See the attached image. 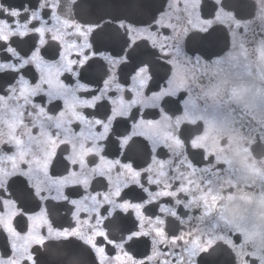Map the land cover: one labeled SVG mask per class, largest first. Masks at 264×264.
<instances>
[{"label": "snow or ice", "instance_id": "snow-or-ice-1", "mask_svg": "<svg viewBox=\"0 0 264 264\" xmlns=\"http://www.w3.org/2000/svg\"><path fill=\"white\" fill-rule=\"evenodd\" d=\"M178 2L174 0L170 3L169 9H175ZM210 3L211 10H208L209 0H183L180 11L184 17L176 16V20L180 22L183 19V23L164 24L165 18L171 21L169 14L164 12L159 18L153 15L151 23L144 21L146 26L140 27V22L132 21L131 17L105 20L101 16L96 21L81 23L74 18L73 12L80 7L78 0H65L64 3L61 0H40L38 9H24L22 24L21 12L0 2V41L7 42L11 37L26 36L29 32L39 34L40 45L46 43V32L52 34L53 42L60 41L61 44L65 43V37L74 38L70 45L65 46V52L61 53L57 47L53 55L60 57L58 61H45L39 55V48L26 59L20 57L14 48L0 46V51L18 57V63H0V70H14L13 79H16L15 85L0 89L4 92L0 95V207L9 209L7 213L0 214V223L8 234L5 248L11 252V258H5L0 253V264H37V258L30 251L32 245H37L38 251L46 241L68 238H78L90 245L98 256L99 264H212L210 257L218 244L227 246L234 253V264H264V156L257 158L255 155L256 146H264V0H256V11L251 18H238L228 0H210ZM45 9H51L50 19L55 22L51 26L41 15ZM61 9L66 17L64 19L58 14ZM32 21L39 22L41 26L32 25L29 28ZM106 25L117 28L119 50L116 55L103 50L107 47L102 35ZM153 25L156 26L155 31ZM161 29H171V35L164 36ZM80 38L83 42L76 43ZM221 40L224 47L219 52L211 51L219 47ZM147 42L157 50L158 59L169 68L165 87L159 92L144 97V91L152 80L150 65L144 61L134 67L135 75L130 74V92L134 93V98L129 102L124 101L125 89L117 83L114 72L106 71L108 79L103 81L99 95L79 83L81 73L74 70V65L82 68L87 64L90 68L92 65L88 62L98 57L112 68L126 66L129 57ZM249 43L251 48L247 47ZM68 48L75 50L80 58L68 59ZM201 52L204 55L198 54ZM33 63L40 72L39 82L34 86L21 74L26 65ZM64 73L77 77L74 87L59 79ZM113 85L121 93L119 99L107 96ZM79 91L91 95L92 99H80L76 95ZM181 92L187 94L186 99L178 101L182 103V115L164 113L162 105ZM42 93L46 94L49 104L55 99L64 100V110L59 111L58 116L48 115L45 107L33 103L32 98ZM106 99H111L115 107L110 116L105 113L104 119H89L77 111L78 107L96 108L98 102ZM137 103L160 109L161 120H144L141 117L133 125V132L122 139L117 138L115 143L119 150L129 147L134 136H146L153 145V152L163 145L171 154L167 162L153 158V163L157 165L155 169L151 165L143 169L148 174L149 185H162L155 193L149 192L140 183L142 173L132 163L107 161L100 155L104 147L98 142L108 140L113 121L118 116H128ZM28 107L32 109L28 112L31 128L24 123ZM58 108L59 105H55L52 111ZM74 122L86 125L90 130L100 126L102 131H89L86 135L81 129L77 133L71 127ZM18 128L21 129L19 135ZM33 128H38L35 135ZM20 136H25L26 140L20 139ZM89 140L93 141L92 147L85 146ZM57 149H60L59 160L56 159ZM9 152L12 154L9 155ZM64 152H69V155L65 157ZM190 152L193 153L192 159H189ZM197 154L199 160L194 163ZM89 155L93 157V163L99 156L101 163L89 168L85 161V156ZM177 159L179 163L175 164V174L169 175L164 169L166 166L171 168ZM5 161L11 162L10 170ZM21 164L26 168H21ZM60 164H63L67 175H51L50 169L55 171ZM69 164L78 165L80 170L69 171ZM117 165L121 168L117 176L126 177L123 186L127 187L129 183L138 185L148 193L146 201L132 203L125 200L117 204L114 198L121 196L120 184L115 185L114 191L97 192L81 200H69V196L62 194L67 185H83L87 189L91 178L96 175L100 178L107 176L111 189V173ZM181 166H185L186 171H181ZM16 176L28 178L24 182V194L39 198V201L51 198L76 206L72 213L76 227L54 230L46 209L34 215L15 210V201L4 197L11 186L8 181L12 180L15 184L13 177ZM53 190L57 193L54 197L51 196ZM42 192L48 194L41 195ZM181 195L185 199H180ZM159 197L174 200V207L161 206V213L174 217L178 225L195 219L198 226L187 233L181 231L179 235H169L165 219L157 216L153 220L142 211ZM87 200L91 201V206L84 205ZM105 204L111 206V209L104 208L106 216L100 211ZM181 207L188 212L201 209V215L195 218L188 215L185 220L174 210ZM117 208L123 212L133 210L140 222L139 230L127 229L130 234L126 237L121 235L109 239L103 223L108 220L110 225H115L120 221L119 217L109 219ZM82 211L89 213L83 221L80 219ZM17 216L24 221L23 235L12 223ZM206 221V227H199ZM45 225L47 233L42 234L41 229ZM234 236L240 239L239 244ZM98 237L101 238L99 242ZM141 237L152 238L153 253L146 259H136L125 251L128 241ZM160 244L169 245L171 250L167 254L158 251L157 245ZM108 246L116 252L115 256L108 255ZM177 248L180 252H176ZM166 255L175 257V260L163 258Z\"/></svg>", "mask_w": 264, "mask_h": 264}, {"label": "flooded vegetation", "instance_id": "flooded-vegetation-1", "mask_svg": "<svg viewBox=\"0 0 264 264\" xmlns=\"http://www.w3.org/2000/svg\"><path fill=\"white\" fill-rule=\"evenodd\" d=\"M118 1L124 0H85L84 5L87 8V13L89 12V17L86 19H81L78 15V8L73 9L74 18L81 23L85 21H96L99 17L103 16L105 20H112L114 17H131L132 21H139L140 27H145L146 25L143 23L144 21H148L151 23V17L155 15L157 18L160 17L161 13L167 12L171 17V21L168 18H165L164 24L169 22L171 23H183V19L178 22L176 20V16L184 17V13L180 11L183 9V0H179L177 7L173 10L169 9V4L173 3L174 0H165L163 7L158 11L156 15L155 10V0L152 4H143L144 7H141V4L138 5H125L124 7L120 8L117 4ZM0 2L4 3L6 6H10L14 9H17L21 12L20 22L24 23V9L29 8L36 10L38 9L40 0H0ZM62 3L65 0H61ZM80 3L81 0H78ZM229 5L233 10H235L238 18H251L256 11L255 3L256 0H228ZM97 7V8H96ZM211 10V3L209 0V9ZM47 13V14H46ZM61 19L66 18L64 15L63 9L59 10L58 13ZM203 14V10L201 12ZM44 20L48 21V26H51L54 21L50 19L51 9H45L44 12L41 13ZM131 22V21H130ZM35 25L36 27H40V23L36 21H32V24L29 25V28ZM156 26L153 25V31H155ZM71 31V29H69ZM161 32L164 36L171 35V29H161ZM51 33L46 32L44 39L46 43L44 45L39 44V34L29 32L26 36L21 37H11L9 41H0V46L7 45L16 50L20 57L30 58L32 53L36 51V48L40 49L39 55L43 57L45 61H58L60 57L58 55H53L57 47L59 46V50L61 53L66 51V45H70L73 41V37H65V43L61 44L60 41L53 42L51 40ZM102 35L105 37L107 47L103 49L104 51L111 53L112 55H116V52L119 50V41H118V31L115 25L113 26H105L104 32ZM223 30L221 31V36H223ZM257 39H259V29L257 28ZM82 38L77 39L76 43H82ZM95 47V45H94ZM224 47V42L221 40V43L218 48L212 49L211 51L219 52L220 48ZM247 47L251 48L252 44H247ZM87 53V50H85ZM199 55H204L203 52L198 53ZM191 55V53H189ZM67 58L68 59H79L78 53L71 48L67 49ZM207 59V56H205ZM255 59V57H253ZM141 61L147 62L150 65V71L152 75V80L149 83L148 89L144 91V97L151 96L153 92H159L161 88L165 87V81L169 76V68L165 65L161 60L158 59L157 50L151 47V43L147 42L143 45L140 49H138L131 57H129V62L127 65L117 66L116 68H112L111 66L107 65L106 61L100 60L98 57L93 58L90 60L88 64L92 66L88 68L86 64L82 68H77V66H73L74 70H78L81 75L79 78V83L88 86L90 89L93 90V94L99 95V90L103 89V81L108 79V75H106V71L111 73L114 72L117 76V83L121 84L125 91L123 92V99L125 102H129L134 98V93L130 92V88L132 87V80L131 75H135L133 71L134 67L138 65ZM18 63V57H13L11 53L5 54L3 51H0V63ZM85 68L88 70L85 71ZM14 70L5 69L0 70V89H6L9 85H15L16 79H13ZM21 74L24 75L25 79L31 84L35 85L39 82L40 72L36 68L35 63L31 65H26L25 69L21 70ZM131 74V75H130ZM199 75V73H197ZM127 78V80L125 79ZM18 79V77H17ZM61 81L64 82L66 85L75 86L77 83V77L73 76L71 73H64L59 77ZM0 95H4L3 91H0ZM80 99H87L91 100L92 96L86 94L83 91H79L76 93ZM121 93H119L115 85L111 86L110 91H108L107 96L111 99H119ZM43 97V99L41 98ZM187 98V94L185 92H181L178 97L168 98L167 103L162 105L163 112L167 113L169 116H180L182 115V103L178 101H182L183 99ZM33 103L38 104L40 106L45 107L48 115L58 116L59 111L64 110V100L63 99H55L52 101L51 104L47 102L48 98L46 94L42 93L40 96L33 97ZM111 99H106L104 101L98 102L96 108H77V111L82 112L84 116L88 117L89 119H104L105 113L107 115H111V110L115 105L111 103ZM148 103H151L148 101ZM55 105H59V108L56 111H52ZM32 111L30 107L25 110L24 113V123L31 128V117L28 116V112ZM135 117V119H133ZM144 120H161L160 109L153 108V107H146L143 103L135 104L129 112L128 116H118L111 126V131L108 134L109 139L106 141H99L98 143L104 147V151L100 153V155L104 156L107 161H114L119 160L120 164L124 163H132L133 167L136 170L141 171L142 175L139 178L140 183L144 185L145 188L148 189L149 192H157L162 188V185H149L147 183V175L143 172L144 168H147L151 165L154 169L157 167L155 163H153V158L156 161H165L167 162L170 153L164 149L163 145L157 147L155 152H153V145L151 141L146 136H134L132 141L129 142V147L120 148L118 150V145L115 143L117 138L122 139L124 135H130L133 132V125L138 123L140 118ZM10 118V114H9ZM79 122H74L71 127L74 129L75 132H80L81 129L85 131L87 135L89 131L100 132L102 128L100 126H95L94 129H89L86 125L79 124ZM23 127V126H21ZM5 130H7L5 128ZM20 128L17 129V134L19 135ZM38 131V128H33L32 132L35 135ZM55 131L54 129L52 130ZM190 131V130H189ZM63 138V137H62ZM20 139H25V136H20ZM93 141L89 140L86 142V147H92ZM63 148V145L61 146ZM9 155L12 153L9 152ZM69 152H64V156L67 157ZM125 155L127 159H125ZM189 159L193 158V153H189ZM255 155L257 158L264 156V146H256L255 148ZM57 160L60 159V149H57ZM196 160H199V155L195 156V163ZM85 161L88 164L89 168H94L97 164L101 163L99 156L95 157V162L93 163V157L91 155L85 156ZM179 163V160L173 162V166L171 168L165 167V171L168 172L169 175L175 174V164ZM5 165L11 169V162L5 161ZM21 168H26V165L21 164ZM78 165H71L69 164V171H79ZM181 171H186L185 166H181ZM121 171L119 165H117L114 169H112V181H111V189L108 186L109 181L108 177L105 176L100 178L98 175L93 176L90 180V185L87 189L83 187V185H67L62 189V194L69 196V200L76 199L81 200L84 196H91L95 195L97 192L105 193L114 191L115 185H121V196L115 197V202L117 204L123 203L125 200H128L132 203H143L148 199V193L144 192L140 189L138 185L129 183L127 187L123 186V180L126 177H118L117 173ZM50 174L53 176H60V175H67V172L63 170V164H60L56 167L55 171L50 169ZM155 178V176L153 177ZM16 180L15 184H12V180H9L8 183L11 185L8 189V192L5 193L4 198H10L15 201V210H23L27 215H34L39 214L42 209L47 210V217L52 223L53 229H60V228H74L76 227V220L73 217L72 213L75 211L74 205L69 203L68 201L63 200H52L51 198L48 201H39V198H33L32 195L24 194V182L28 180L27 177L23 176H16L13 177ZM99 181V182H98ZM179 183V182H177ZM28 187L31 188V184H28ZM175 188V186H174ZM173 188V190H174ZM247 191V189H246ZM9 194L11 196L9 197ZM47 192H42L41 195H47ZM56 191L53 190L51 196H56ZM17 196L20 198L17 199ZM180 199H185L183 195L179 197ZM39 204V206H38ZM84 205L91 206V201L87 200L84 201ZM166 206L169 208L174 207V200L169 197H159L157 200L153 202L152 205H146L147 210H142L143 214L146 217H151L153 220L157 216L161 219L166 220V231L169 235H179L180 232L187 233L192 228L198 226L195 219L190 221L184 225H178L174 217L169 216L167 213H161L160 207ZM104 208L111 209L110 205L105 204L103 208H101V215H107L104 212ZM178 212V214L187 220V216L191 215L194 218L201 215V209H194L191 212L188 210L183 209L182 207L179 209H174ZM9 211L4 207H0V214H5ZM89 216V213L81 212L80 219L86 220ZM120 218V221L115 225H110L108 220H105L103 223L104 230L108 232V238L113 239L114 237H120L121 235L127 236L130 234L127 229H132L133 231H138L140 222L137 219L135 212L133 210H129L128 212H123L122 209L117 208L113 213V216L109 219ZM95 220L93 219L92 223ZM13 226L16 227L17 231H20L21 234H25L24 229V221L20 220V218L14 217L13 218ZM207 221L204 225H199V227H206ZM147 224L145 225V229H147ZM42 234L47 233V226L45 225L41 229ZM7 231L4 229L3 224L0 223V253L5 255V258H11V252L9 249L5 248V237L7 236ZM187 238V237H186ZM101 238H97V242L100 241ZM237 244L240 243V239L233 237ZM68 245V244H75L81 246L83 249H86L90 253L93 254L95 261L99 264L98 256L95 252L91 250L90 245H86L83 241L79 240L78 238H68L67 240L64 239H57L52 241H46L45 245L39 247L32 245L30 251L33 252L34 256L38 259L42 256L43 253L46 252L51 247L58 246V245ZM157 250L167 254L171 249L170 246L167 244H160L157 245ZM125 251H127L130 255H132L136 259H146L147 256L152 255L153 253V244L151 237H141L137 238L135 241H128L125 244ZM106 252L109 256H115L116 252L111 249L110 246L106 247ZM176 252H180V249L177 248ZM163 258L169 259L171 261L175 260V257L172 256H165ZM234 253L229 250V248L223 244H218L215 246V253L213 257L214 264H234ZM31 264V262H28Z\"/></svg>", "mask_w": 264, "mask_h": 264}, {"label": "water", "instance_id": "water-1", "mask_svg": "<svg viewBox=\"0 0 264 264\" xmlns=\"http://www.w3.org/2000/svg\"><path fill=\"white\" fill-rule=\"evenodd\" d=\"M97 1L99 2L100 0ZM164 1L165 0H155L156 15L163 7ZM84 2L85 0H81L80 7L78 8V15L81 19L89 17V12L87 13V8L84 5ZM214 253L215 251L210 257L212 264H214ZM38 264H97V262L95 261L93 254L86 249H83L81 246L75 244H62L46 250V252L38 259Z\"/></svg>", "mask_w": 264, "mask_h": 264}, {"label": "bare ground", "instance_id": "bare-ground-1", "mask_svg": "<svg viewBox=\"0 0 264 264\" xmlns=\"http://www.w3.org/2000/svg\"><path fill=\"white\" fill-rule=\"evenodd\" d=\"M154 3V0H124V1H118L117 4L120 6V8L124 7L125 5L131 4V5H138V4H152Z\"/></svg>", "mask_w": 264, "mask_h": 264}]
</instances>
